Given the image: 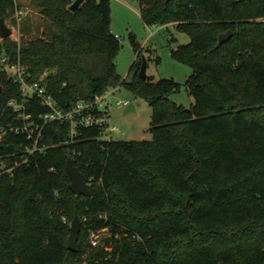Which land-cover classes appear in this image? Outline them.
I'll use <instances>...</instances> for the list:
<instances>
[{
	"label": "trees",
	"instance_id": "obj_1",
	"mask_svg": "<svg viewBox=\"0 0 264 264\" xmlns=\"http://www.w3.org/2000/svg\"><path fill=\"white\" fill-rule=\"evenodd\" d=\"M49 21L45 34L23 44L0 40L11 65L26 69L57 105L79 102L101 117L97 98L125 88L152 108V140H102L104 127L78 129L47 123L39 146L9 133L0 157L10 173L0 176V264H79L68 247L76 214L86 228H107L103 244L84 264H264V0H139L148 26H168L189 36L172 51L193 74L185 84L190 107L171 99L173 79H143L142 51L129 71H117L120 42L111 31V0H33ZM15 0H0V21ZM233 37L221 46L219 36ZM2 41V42H1ZM23 101L20 84L0 71V128L17 126L8 107ZM49 110L34 96L25 111L36 123ZM65 139L61 142V136ZM85 174L91 196L70 188L67 159ZM27 158V157H26Z\"/></svg>",
	"mask_w": 264,
	"mask_h": 264
},
{
	"label": "rangeland",
	"instance_id": "obj_2",
	"mask_svg": "<svg viewBox=\"0 0 264 264\" xmlns=\"http://www.w3.org/2000/svg\"><path fill=\"white\" fill-rule=\"evenodd\" d=\"M5 23L12 30L10 37L17 40L19 44L43 36L50 26L49 21L43 17L33 0H15V11L8 19H5ZM111 31L121 45L115 63L122 79L130 80L129 71L133 63L137 61L136 49H138L142 51L141 59L145 57L148 61L147 74L153 81L167 78L181 85V90L170 96L174 102L184 107H190L194 103V98L189 95L185 87L193 74V69L172 56L173 50L189 43L190 38L187 34L178 31L174 25L148 26L142 19L139 0H111ZM0 40H2L1 35ZM2 58H4V52H0V60ZM3 68H10V66L0 63V71ZM26 91L28 92L29 88ZM119 101H130L131 104L136 105V110L125 113L127 107L119 106L117 104ZM108 106L110 123L122 130L121 133L113 134V140H152L153 111L148 103L125 88H120L101 103V107ZM73 218L66 216L63 218L70 229ZM81 220L80 234L86 231L88 235H85L83 253L79 257V264H84L87 254L91 252L92 247H96L91 242L93 233L96 231L86 228V219L81 218ZM108 235V232H101L98 236L99 244H103L104 238Z\"/></svg>",
	"mask_w": 264,
	"mask_h": 264
},
{
	"label": "built area",
	"instance_id": "obj_3",
	"mask_svg": "<svg viewBox=\"0 0 264 264\" xmlns=\"http://www.w3.org/2000/svg\"><path fill=\"white\" fill-rule=\"evenodd\" d=\"M1 64L8 65L10 68H3V70L11 77L14 78V82L20 84L22 88V93L24 96L23 101L12 99L8 102V107L17 113L16 119L22 122L21 125L13 126L9 125L7 127L0 128V144L4 137L9 134L25 135L29 140L32 141V146L26 147V155L23 156L22 163L28 161L27 155H32L36 152L43 153L44 148L39 146L40 140L43 138L44 128L47 123L59 122L61 124H67L69 126L67 138L69 142H73L78 134V129L82 127H90L95 125H101L104 127L102 140H113L114 133H121L117 126L110 123V109L108 107H101V103L108 99L109 95L118 89L110 90L106 95L101 98H97L99 104L98 108L104 115L99 117L96 114L90 113L89 108L91 105L79 102L74 105L69 110H65L59 107L56 101L53 99L45 87L41 85L40 82L29 83L26 79V69L18 66L11 65L8 63L7 59L4 57L0 60ZM29 88L27 92L26 89ZM37 96L43 105L48 106L49 110L40 116L43 124L36 123L32 120V116L27 114L25 111L26 105L32 101V98ZM119 106H129L130 101H119L117 103ZM27 157V158H26ZM12 168L7 167L4 159L0 157V176L10 173ZM89 183V182H88ZM101 232H108V229L98 230L93 233L92 245L97 246L100 242L99 234Z\"/></svg>",
	"mask_w": 264,
	"mask_h": 264
},
{
	"label": "water",
	"instance_id": "obj_4",
	"mask_svg": "<svg viewBox=\"0 0 264 264\" xmlns=\"http://www.w3.org/2000/svg\"><path fill=\"white\" fill-rule=\"evenodd\" d=\"M83 1L84 0H75L69 9L72 12L77 11V9L80 7ZM11 34H12V30L6 25L5 20L1 19L0 21L1 38L4 39L10 37ZM232 37H233L232 30H228L227 32L220 34L217 46L219 47L222 44L228 42ZM147 70H148V61L145 57H143L141 71L139 73L141 78L146 79L148 77ZM135 110H136L135 105L132 103L129 106H127L125 113ZM60 136H61L60 141L64 142L65 139L63 138L62 135ZM1 147L2 146H0V148ZM66 170L71 178V183L69 184L70 190L76 195L91 196L92 191L89 188L88 179L86 178L85 174L79 169V167L76 165V160L74 158L69 157L67 159ZM81 230H82V220L80 216L76 214L72 221L69 243H68L69 249L73 252L77 251V243Z\"/></svg>",
	"mask_w": 264,
	"mask_h": 264
},
{
	"label": "crops",
	"instance_id": "obj_5",
	"mask_svg": "<svg viewBox=\"0 0 264 264\" xmlns=\"http://www.w3.org/2000/svg\"><path fill=\"white\" fill-rule=\"evenodd\" d=\"M135 105V104H134ZM135 108H136V105H135Z\"/></svg>",
	"mask_w": 264,
	"mask_h": 264
}]
</instances>
